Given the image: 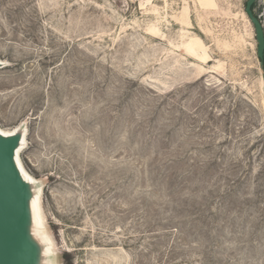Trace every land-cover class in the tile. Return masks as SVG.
<instances>
[{
	"label": "rangeland",
	"instance_id": "rangeland-1",
	"mask_svg": "<svg viewBox=\"0 0 264 264\" xmlns=\"http://www.w3.org/2000/svg\"><path fill=\"white\" fill-rule=\"evenodd\" d=\"M245 1L0 0V131L22 137L34 264H264Z\"/></svg>",
	"mask_w": 264,
	"mask_h": 264
},
{
	"label": "water",
	"instance_id": "water-1",
	"mask_svg": "<svg viewBox=\"0 0 264 264\" xmlns=\"http://www.w3.org/2000/svg\"><path fill=\"white\" fill-rule=\"evenodd\" d=\"M255 1L246 0L244 12L254 30L256 55L263 68L264 81V31L251 8ZM20 137L16 133H0V264H34L36 255L26 229L28 188L14 161Z\"/></svg>",
	"mask_w": 264,
	"mask_h": 264
},
{
	"label": "bare ground",
	"instance_id": "bare-ground-1",
	"mask_svg": "<svg viewBox=\"0 0 264 264\" xmlns=\"http://www.w3.org/2000/svg\"><path fill=\"white\" fill-rule=\"evenodd\" d=\"M0 133H1L2 135H6V134L2 133L1 131H0ZM11 134H14V133H11ZM11 134H8V135H11ZM21 142H22V137H20V139H19V143H18V146H17L16 151H15V157H14L15 159H14V161H15L16 167L18 168V170H19V172H20V174H21L22 180L27 184V182L25 181V178L23 177V174H22V170H21V168H20V165H19V163H18L17 160H16V152H17V150H18V148H19ZM27 208H28V215H29V218H30V215L32 214V213H31V210H32V208H33V202H32V200H31V198L28 199ZM30 213H31V214H30Z\"/></svg>",
	"mask_w": 264,
	"mask_h": 264
},
{
	"label": "trees",
	"instance_id": "trees-1",
	"mask_svg": "<svg viewBox=\"0 0 264 264\" xmlns=\"http://www.w3.org/2000/svg\"><path fill=\"white\" fill-rule=\"evenodd\" d=\"M254 7H255V2L252 4L251 8L254 12ZM254 14L256 15V13L254 12ZM257 16V15H256ZM61 257L63 258V260L65 261V264H70V258H71V253L70 251H63L61 253Z\"/></svg>",
	"mask_w": 264,
	"mask_h": 264
}]
</instances>
